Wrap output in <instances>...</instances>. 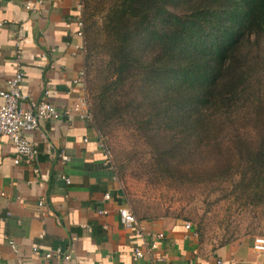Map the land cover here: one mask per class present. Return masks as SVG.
Instances as JSON below:
<instances>
[{
    "label": "trees",
    "instance_id": "obj_1",
    "mask_svg": "<svg viewBox=\"0 0 264 264\" xmlns=\"http://www.w3.org/2000/svg\"><path fill=\"white\" fill-rule=\"evenodd\" d=\"M84 3L94 127L127 123L167 181L237 175L264 204V0Z\"/></svg>",
    "mask_w": 264,
    "mask_h": 264
},
{
    "label": "crops",
    "instance_id": "obj_2",
    "mask_svg": "<svg viewBox=\"0 0 264 264\" xmlns=\"http://www.w3.org/2000/svg\"><path fill=\"white\" fill-rule=\"evenodd\" d=\"M78 2L0 0V89L18 54L24 73L20 107L45 101L62 113L82 94L83 39L74 34ZM23 135L37 151L32 166L14 165L16 154L0 137V264H146L132 250L152 241L158 264H264V251L254 250L250 238L205 250L192 229L167 218L136 217L142 230L136 239L120 223L117 210L127 205L125 194L90 121L69 113ZM55 248H68L70 260L43 257Z\"/></svg>",
    "mask_w": 264,
    "mask_h": 264
},
{
    "label": "rangeland",
    "instance_id": "obj_3",
    "mask_svg": "<svg viewBox=\"0 0 264 264\" xmlns=\"http://www.w3.org/2000/svg\"><path fill=\"white\" fill-rule=\"evenodd\" d=\"M82 1L86 17L85 0ZM83 47L84 57L87 44L86 50L84 44ZM84 81L92 108L96 91L89 88L87 71ZM91 123L94 126L93 115ZM127 126V123L111 120L102 129L94 128L109 149L110 164L125 194L126 206L135 217L167 218L188 223L205 250H214L245 238L264 237V204L254 205L233 198L231 189L237 184V175H205L208 180L199 178L182 184L167 181V172L157 169L144 149L143 138L138 139L136 152L131 151L132 138L136 134L131 135ZM192 168L202 167L196 165Z\"/></svg>",
    "mask_w": 264,
    "mask_h": 264
},
{
    "label": "built area",
    "instance_id": "obj_4",
    "mask_svg": "<svg viewBox=\"0 0 264 264\" xmlns=\"http://www.w3.org/2000/svg\"><path fill=\"white\" fill-rule=\"evenodd\" d=\"M39 3V1H38ZM25 9L34 10L31 4H26ZM83 2L79 0L75 7V36L83 39ZM1 25V22H0ZM15 46L18 47V38L15 40ZM17 52V51H16ZM15 70L12 76L6 81V88L0 89V137L6 138L11 144L16 157L12 158V163L17 165L20 161L26 166H32L36 157L37 151L35 146L25 139L23 133L38 129L40 122L47 120H58L62 116H66L69 113H74L79 119L90 121L92 120L91 105L88 95L83 83L82 94L73 103L71 109H66L64 112H58L54 107L45 101L30 102L28 108H22L19 106L21 94L19 91V84L24 75L20 56H15ZM79 77L84 80V72H79ZM46 94V92H45ZM98 146L103 154L104 160L107 164H110V152L109 149L103 144L102 140L98 137ZM60 159L66 161L67 157L60 154ZM32 171L37 174V169L32 167ZM66 183H69L67 178H64ZM107 197V196H105ZM42 205V201L38 202V206ZM99 214H103V211H98ZM120 223L123 228L130 230L136 239H142V230L138 223V220L130 210L129 206H122L117 210ZM184 229H192L188 223H184ZM193 230V229H192ZM192 234L196 236V233L192 231ZM161 238V235H157V239ZM10 248L14 251V244L8 242ZM143 247L135 246L132 250V256L134 258H146V264H158L160 258L154 254V250L157 247V242H143ZM252 248L256 251H264V237H255L252 241ZM52 255L60 261H69L71 252L68 248L61 249L55 248L52 251L43 254L45 259L50 258ZM215 264H224L222 261H216Z\"/></svg>",
    "mask_w": 264,
    "mask_h": 264
}]
</instances>
